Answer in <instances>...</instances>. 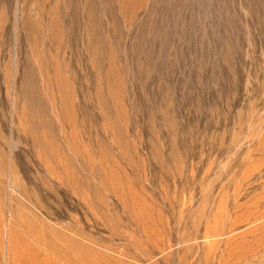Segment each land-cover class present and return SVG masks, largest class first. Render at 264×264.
<instances>
[{
    "label": "rangeland",
    "instance_id": "374dc122",
    "mask_svg": "<svg viewBox=\"0 0 264 264\" xmlns=\"http://www.w3.org/2000/svg\"><path fill=\"white\" fill-rule=\"evenodd\" d=\"M0 264H264V0H0Z\"/></svg>",
    "mask_w": 264,
    "mask_h": 264
}]
</instances>
